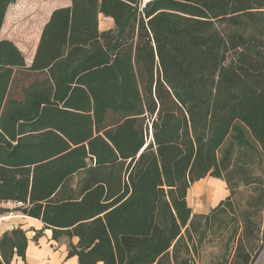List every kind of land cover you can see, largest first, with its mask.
Listing matches in <instances>:
<instances>
[{"label": "trees", "instance_id": "trees-1", "mask_svg": "<svg viewBox=\"0 0 264 264\" xmlns=\"http://www.w3.org/2000/svg\"><path fill=\"white\" fill-rule=\"evenodd\" d=\"M15 2L0 0V31ZM206 178L228 196L194 214L188 193ZM0 203L43 224L34 239H66L78 264H253L264 0H71L31 66L1 40ZM27 249L23 229L4 233L0 264Z\"/></svg>", "mask_w": 264, "mask_h": 264}, {"label": "crops", "instance_id": "crops-1", "mask_svg": "<svg viewBox=\"0 0 264 264\" xmlns=\"http://www.w3.org/2000/svg\"><path fill=\"white\" fill-rule=\"evenodd\" d=\"M69 6H71V0H68V3L65 4L64 6L55 8L47 15L43 24L40 27L38 40L35 45V49L33 53L30 55L29 59H27L24 56L26 64L28 66H31L33 62V58L35 56V52L41 37L42 30L49 21L53 11L59 8H66ZM20 17H21V0H16V2L11 4L7 9L4 23L0 31V41L9 40L16 45L14 40L8 36L6 29H8V26L10 27V25L12 26V28L15 27V25H18L20 23ZM113 27H114V22L112 19L104 18V17L100 18L101 31H107L112 29ZM189 194L190 191L188 193V202H189ZM16 206L17 205L13 203H0V209H4V210H13L14 208H16ZM210 210L211 209L207 207V209H203V210L201 209L199 211L193 210V211L194 214H208ZM43 227H44L43 224L39 220L21 215L20 213L17 212H8V213L0 214V238L4 233L12 231L13 229L16 228L23 229L26 232L28 238V249L26 252L25 262L22 259L15 257L14 263L15 264H78L77 257H71V258L68 257V246L66 239H62L60 241H54L52 239V232L50 230H45L40 238H38L37 240L34 239L36 235V231L42 230ZM263 232H264V228H263ZM72 241L75 244L77 243V239H73ZM262 264H264V258Z\"/></svg>", "mask_w": 264, "mask_h": 264}, {"label": "rangeland", "instance_id": "rangeland-1", "mask_svg": "<svg viewBox=\"0 0 264 264\" xmlns=\"http://www.w3.org/2000/svg\"><path fill=\"white\" fill-rule=\"evenodd\" d=\"M149 1L151 0H143L144 4ZM67 3L68 0H21L20 23L13 28L11 25L10 27L8 26L6 31L27 59H29L35 49L40 27L47 15L55 8L64 6ZM208 186H214L218 193L221 190V193H219L220 197L217 195L215 200L211 199ZM227 196L228 191L222 180L207 178L196 182L191 187L188 203L194 211L207 209V207L212 209L225 200Z\"/></svg>", "mask_w": 264, "mask_h": 264}, {"label": "bare ground", "instance_id": "bare-ground-1", "mask_svg": "<svg viewBox=\"0 0 264 264\" xmlns=\"http://www.w3.org/2000/svg\"><path fill=\"white\" fill-rule=\"evenodd\" d=\"M220 189V188H219ZM193 190V189H192ZM208 190H209V193H210V198L211 199H213V200H215L216 198H217V195L219 196L220 194L219 193H221V190H220V192L218 193V191H217V189L214 187V186H211V187H209L208 186ZM203 191V190H202ZM193 192V191H192ZM205 192H206V190H205ZM203 195V194H202ZM199 197V196H198ZM220 197V196H219Z\"/></svg>", "mask_w": 264, "mask_h": 264}, {"label": "built area", "instance_id": "built-area-1", "mask_svg": "<svg viewBox=\"0 0 264 264\" xmlns=\"http://www.w3.org/2000/svg\"><path fill=\"white\" fill-rule=\"evenodd\" d=\"M264 258V248L253 264H262Z\"/></svg>", "mask_w": 264, "mask_h": 264}]
</instances>
